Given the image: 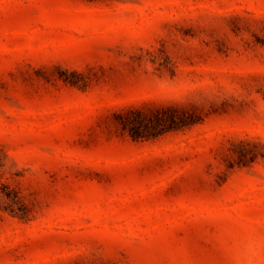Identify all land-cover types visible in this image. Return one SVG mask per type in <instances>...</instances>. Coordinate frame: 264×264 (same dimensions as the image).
Returning a JSON list of instances; mask_svg holds the SVG:
<instances>
[{
    "label": "rangeland",
    "instance_id": "rangeland-1",
    "mask_svg": "<svg viewBox=\"0 0 264 264\" xmlns=\"http://www.w3.org/2000/svg\"><path fill=\"white\" fill-rule=\"evenodd\" d=\"M231 15L264 34V0H0V264H264V156L215 190L193 188L226 146L264 142L260 92L244 113L156 141L81 144L100 115L208 91L219 69V84L264 74L254 36L240 40L254 63L197 52ZM166 56L188 82H169ZM52 64L113 66L117 81L83 93L21 82Z\"/></svg>",
    "mask_w": 264,
    "mask_h": 264
},
{
    "label": "trees",
    "instance_id": "trees-1",
    "mask_svg": "<svg viewBox=\"0 0 264 264\" xmlns=\"http://www.w3.org/2000/svg\"><path fill=\"white\" fill-rule=\"evenodd\" d=\"M225 26L224 36L214 35L208 42L199 39L197 52L205 54L208 62L219 67L240 60L256 62V55L245 51L247 49L254 51V47L247 46L248 44L243 46L240 40L254 36L255 38L249 41L264 42V34L260 33L263 30L252 27L246 19L236 15L229 16ZM178 58L179 60L172 61L170 56H166L163 62V65L171 70L169 82L175 85L189 81L183 69L178 67L181 62L180 56ZM261 63L264 64V59ZM111 70L113 66L103 64H88L82 69H68L52 64L41 65L34 70H24L20 73V78L24 85L34 91L53 92L68 89L83 93L100 83H115L117 78L112 76ZM223 74L221 69L216 71L214 84L208 91L189 92L180 99L169 101L156 102L145 99L140 103L100 115L87 127L86 136L81 144L95 146L102 140L115 137L136 143L156 141L169 131L189 127L206 119L244 113L257 103V100L249 97L252 93L260 92L264 97V74L252 72L239 76L236 81L219 84L221 79L219 76ZM246 143L240 141L226 146L220 153L217 169L208 175L204 185L194 184L193 188L215 190L234 172L236 166L245 165L259 155L264 156V142L254 140ZM174 190L177 192L180 189Z\"/></svg>",
    "mask_w": 264,
    "mask_h": 264
}]
</instances>
